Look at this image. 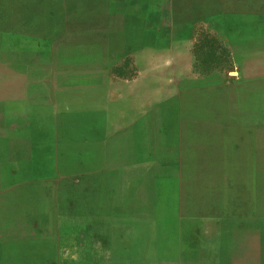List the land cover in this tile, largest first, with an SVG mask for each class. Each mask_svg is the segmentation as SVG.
Masks as SVG:
<instances>
[{
    "label": "rangeland",
    "instance_id": "1",
    "mask_svg": "<svg viewBox=\"0 0 264 264\" xmlns=\"http://www.w3.org/2000/svg\"><path fill=\"white\" fill-rule=\"evenodd\" d=\"M128 4L134 21L150 5L159 11L158 56L148 64H136L117 33L88 49L76 32L56 50L52 3L0 0V123H55L45 148L78 157L66 166L105 189H144L159 218L145 242L157 247L155 264H264V78L256 79L264 57L240 67L256 79L242 85L222 36L201 27L166 33V1ZM45 44L54 52L40 54ZM70 95L78 113L38 112ZM26 107L36 111L19 113Z\"/></svg>",
    "mask_w": 264,
    "mask_h": 264
},
{
    "label": "crops",
    "instance_id": "2",
    "mask_svg": "<svg viewBox=\"0 0 264 264\" xmlns=\"http://www.w3.org/2000/svg\"><path fill=\"white\" fill-rule=\"evenodd\" d=\"M40 1L54 6V12H48L55 20V33L60 34L54 38L56 50L62 41L75 42L72 35L76 32L87 35L83 41L88 49L94 43L112 40L100 38V34L117 33L125 53L139 59L138 65L148 64L146 60L158 56L159 11L150 5L135 21L129 16L132 24L125 13L137 11L135 4L128 3L166 1L164 32L174 34L178 27L191 35L195 27H201L206 33L220 35L230 42L232 65L239 67L235 81L244 85L264 78L255 79L248 68L240 70L254 65L246 60L264 57V0ZM40 17H48L44 7ZM62 34L70 37L61 38ZM126 34L136 36L128 38ZM127 42L134 45L128 51ZM236 42L245 43V48L235 46ZM54 46L48 49L45 44L39 53H53ZM102 57L109 59L110 53ZM35 111L26 107L19 113ZM38 112L62 115L79 111L70 95ZM27 122L15 117L13 123H0V264H155L157 247L153 253L145 242L153 239V231L157 235L159 218L152 203L145 200L144 189H105L97 176L79 165L66 166L69 160L79 161L78 157L68 158L45 148V131L58 129L55 123L54 127ZM32 129L38 132H30ZM58 139L51 136L53 143L61 144Z\"/></svg>",
    "mask_w": 264,
    "mask_h": 264
}]
</instances>
